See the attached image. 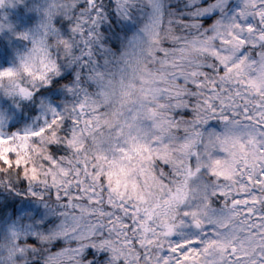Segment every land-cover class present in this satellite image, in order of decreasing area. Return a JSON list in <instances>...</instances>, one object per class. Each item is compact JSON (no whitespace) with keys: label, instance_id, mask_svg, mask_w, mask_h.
<instances>
[{"label":"snow or ice","instance_id":"obj_1","mask_svg":"<svg viewBox=\"0 0 264 264\" xmlns=\"http://www.w3.org/2000/svg\"><path fill=\"white\" fill-rule=\"evenodd\" d=\"M24 6L0 264H264V0Z\"/></svg>","mask_w":264,"mask_h":264},{"label":"trees","instance_id":"obj_2","mask_svg":"<svg viewBox=\"0 0 264 264\" xmlns=\"http://www.w3.org/2000/svg\"><path fill=\"white\" fill-rule=\"evenodd\" d=\"M25 3L29 4L28 1L21 3L20 0H14L11 3L12 5L0 8V23L2 22L3 16H5L7 23V27L5 28L6 31L0 32V51L7 50L8 52L14 53V47H17V49L21 48V42L18 46L15 45L18 41H14L9 31H13L14 28H17V32H20L21 21H25L26 19L29 20V18H32V15L35 13L34 11H29L28 8L24 6ZM9 61H12V57L7 58V63H9Z\"/></svg>","mask_w":264,"mask_h":264},{"label":"rangeland","instance_id":"obj_3","mask_svg":"<svg viewBox=\"0 0 264 264\" xmlns=\"http://www.w3.org/2000/svg\"><path fill=\"white\" fill-rule=\"evenodd\" d=\"M14 0H8V3H6L5 6H8V5H12L11 3L13 2ZM24 1H28L29 4H35L36 2H38V0H24ZM11 8V6H10ZM36 21H38V16L36 15V13H34L32 15V20L31 22H29L28 19L25 20L24 23L21 24V27H20V31H27L29 28H31L33 26V23H35ZM7 27V23H6V20H5V16L2 17V22L0 23V32H3V31H6L5 28ZM17 28H14L13 31H9L11 36L13 37L14 41H18L17 39V36L15 35V33H17ZM19 32V31H18ZM19 41L15 44V45H19ZM20 49H17V47H14L13 48V54L15 55V53L17 51H19ZM9 63H11V61H9Z\"/></svg>","mask_w":264,"mask_h":264}]
</instances>
